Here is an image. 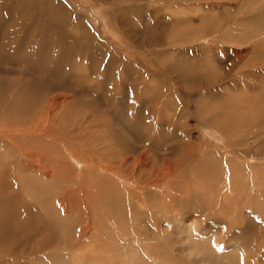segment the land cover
Listing matches in <instances>:
<instances>
[{
    "label": "rangeland",
    "instance_id": "obj_1",
    "mask_svg": "<svg viewBox=\"0 0 264 264\" xmlns=\"http://www.w3.org/2000/svg\"><path fill=\"white\" fill-rule=\"evenodd\" d=\"M2 149L12 261L264 264V0H0Z\"/></svg>",
    "mask_w": 264,
    "mask_h": 264
},
{
    "label": "bare ground",
    "instance_id": "obj_2",
    "mask_svg": "<svg viewBox=\"0 0 264 264\" xmlns=\"http://www.w3.org/2000/svg\"><path fill=\"white\" fill-rule=\"evenodd\" d=\"M95 1H100V0H95ZM172 1H174V0H172ZM18 97H19L18 99L15 100V98H13L8 102L9 107L7 108L6 112L8 113L9 116L16 114L15 116L17 118H22L26 114L30 113L28 111V110H30V108H28V106L23 107L21 105V103L23 102V98H22L23 95L22 94H20ZM11 113H13V114H11ZM7 122L9 123V121H7ZM33 134H35V133H33ZM27 135H31V134H27ZM17 137H18L17 134H12L9 137V139L14 141L12 138L16 139ZM3 147L4 146H2V148ZM23 148H20V147L18 148V152L16 153L18 155V157L20 158V156H22V154L24 157L25 156L26 157L27 156L32 157L30 152H28L26 149H23ZM26 161H25V165L27 163ZM38 164H40V163H38ZM14 165H15V158L13 156V150L12 149H9L7 151L5 149L0 150V170H1L0 171V173H1V175H0V257L3 258V262L1 264H8L7 262H10V264H26V262L24 260H23L24 261L23 263L22 262L17 263L14 260L12 261L9 257H12L14 255V253L10 254V256H9V252H7L8 256L6 257L5 251L13 248V252H14V250L16 248V247L14 248L15 244H13L15 235L17 234V233H14V226H20L22 228L23 225L24 226L26 225L28 227V223L30 222L31 219H32V222H33V218L38 219V217H39L38 213L36 214V217H35L34 216L35 213H33L34 211L32 210L33 207L31 208V206H30V204L32 203L31 199L36 200V198H37L38 199V201L36 200V202H38L37 206L42 208V211H41L42 213H45L49 209L48 204H50V201L54 202V199L57 200V198H58L57 194L54 196L53 194L49 193V191L51 190V186H48L47 189L44 188L41 190V187L42 186L44 187L43 183L32 185L28 181V179L26 178L25 173H22L23 171H20L19 173H15V171H14L15 166ZM170 166H172V165H170ZM10 168L12 169V171L9 170ZM36 169L39 173L40 172L39 169H42V166L37 165ZM47 173H49V172H47ZM13 176L15 178H13ZM2 177L4 180L2 179ZM27 177H28V175H27ZM37 189L41 190L40 192H42L41 193L42 195H36ZM44 194L48 198V200H47V198L43 197ZM50 199H53V200H50ZM192 221H193V219L180 220V228L183 231L188 230L190 228V223H192ZM35 225H36V223H35ZM12 229H13V231H12ZM25 229L26 228H24V230ZM2 258H0V259H2Z\"/></svg>",
    "mask_w": 264,
    "mask_h": 264
}]
</instances>
